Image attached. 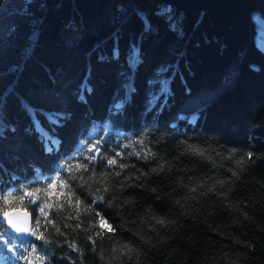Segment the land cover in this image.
<instances>
[{"label": "trees", "instance_id": "obj_1", "mask_svg": "<svg viewBox=\"0 0 264 264\" xmlns=\"http://www.w3.org/2000/svg\"><path fill=\"white\" fill-rule=\"evenodd\" d=\"M258 18L264 21V7L255 0L220 1L204 11L162 0H0V264H41L36 253L29 255L30 245L41 241L9 233L3 213L27 209L36 233L52 227L41 205L54 222L67 220L57 210L65 190L57 183L49 189L52 179L31 165L51 173L57 152H76L70 159L91 163L78 137L100 139L102 151L110 153L108 144L144 125L187 128L264 152ZM195 30L202 39L191 38ZM137 41L131 65L126 55ZM173 61L174 71L167 66L162 72L169 76L167 85L153 98L157 68ZM128 77L130 91L124 86ZM48 139L56 144L52 156L43 153ZM170 182L163 176L150 181L162 191ZM218 197L186 216L167 198L146 201L143 207L167 212L178 225L145 246L144 264H264V159ZM51 236L56 238L54 231ZM50 246L55 247L44 244L39 251L47 253Z\"/></svg>", "mask_w": 264, "mask_h": 264}, {"label": "clouds", "instance_id": "obj_2", "mask_svg": "<svg viewBox=\"0 0 264 264\" xmlns=\"http://www.w3.org/2000/svg\"><path fill=\"white\" fill-rule=\"evenodd\" d=\"M78 143L87 148L86 160L91 163L70 159L76 152L66 156L57 152L51 173L40 165H31L65 190L57 210H63L61 216L66 214V221L54 222L45 206L39 207L52 226L42 232L43 239L37 240L31 233L41 244L30 245L29 255L36 253L35 260L41 264H54V260L89 264V256L93 264H144L145 246H153L162 230L178 225V219L167 212L143 207L146 201L151 197L157 202L167 198L181 216L198 212L204 200L215 197L220 201L218 193L238 182L249 166L264 159V152H256L254 144H229L217 133L196 135L188 133L187 128L177 131L144 125L135 133L128 132L118 144H108L110 153L102 151L100 139L78 137ZM43 153L53 155L46 148ZM100 158L102 166H98ZM161 176L171 178L167 191L150 183ZM104 209L111 212L110 217ZM102 220L108 228L101 225ZM52 231L56 238H52ZM44 244L55 247L43 253L39 249ZM56 247L61 248L60 253ZM17 252L27 260L23 252Z\"/></svg>", "mask_w": 264, "mask_h": 264}, {"label": "water", "instance_id": "obj_3", "mask_svg": "<svg viewBox=\"0 0 264 264\" xmlns=\"http://www.w3.org/2000/svg\"><path fill=\"white\" fill-rule=\"evenodd\" d=\"M163 2L169 3V4H174L180 9H196V10H206L207 8L213 6L216 2L220 1H226V0H162ZM257 1L260 6L264 7V0H255ZM15 211L12 213V218L14 221L17 223H23L25 220L27 221V227L28 231H21V232H16L14 229H8V222L7 218L4 217V223L7 228V231L19 238H29L32 233V214L30 211H28L25 208H12ZM11 210V209H10ZM25 214H27L25 216Z\"/></svg>", "mask_w": 264, "mask_h": 264}, {"label": "rangeland", "instance_id": "obj_4", "mask_svg": "<svg viewBox=\"0 0 264 264\" xmlns=\"http://www.w3.org/2000/svg\"><path fill=\"white\" fill-rule=\"evenodd\" d=\"M256 16L258 15V11L255 12ZM258 27H257V41L264 46V21L261 18H258ZM201 38V34L199 30H195L192 34H191V38L192 39H198ZM202 39V38H201ZM139 41V39H138ZM138 41L136 43H132L131 47H130V51L127 53L126 55V60L128 61L129 64L133 65L135 63V61L137 60L138 57V53H139V43ZM167 66H173L170 69L172 71H174L175 66H176V62H166V64L161 65L157 68V72H159L156 80H158L159 84L158 87L156 89V92L153 93V98L156 97L159 94L160 89L164 88L167 85L168 82V78L169 76H167L166 74H163V70L167 67ZM125 89L126 91H130V83H129V77L127 79V81L124 83ZM151 97V98H152ZM43 131V133H47L44 129H41Z\"/></svg>", "mask_w": 264, "mask_h": 264}, {"label": "snow or ice", "instance_id": "obj_5", "mask_svg": "<svg viewBox=\"0 0 264 264\" xmlns=\"http://www.w3.org/2000/svg\"><path fill=\"white\" fill-rule=\"evenodd\" d=\"M47 144H48V147L46 148L48 151H52L55 147H56V144L54 143L53 140L51 139H48L47 140ZM57 181L55 179L52 180L51 183H49L48 185V188L49 189H52L55 187ZM51 194V193H50ZM25 195H33V192H30V191H25ZM22 199V197H21ZM9 200V197L5 196L4 197V201L7 203ZM15 210L14 209H5L4 210V217L7 218V222H8V225L11 226L12 229H14L16 232H21V231H28V227H27V221L25 220L23 223H17L16 221L13 220L12 218V213L14 212ZM27 214H25L26 216ZM101 225L105 228H108L109 226L102 220L101 222ZM37 224H38V221H37ZM0 227H3L2 223H0ZM34 235H36V238L37 240H40V239H43V235L42 233H36L35 230H33L32 232Z\"/></svg>", "mask_w": 264, "mask_h": 264}, {"label": "bare ground", "instance_id": "obj_6", "mask_svg": "<svg viewBox=\"0 0 264 264\" xmlns=\"http://www.w3.org/2000/svg\"><path fill=\"white\" fill-rule=\"evenodd\" d=\"M204 11V10H203Z\"/></svg>", "mask_w": 264, "mask_h": 264}]
</instances>
